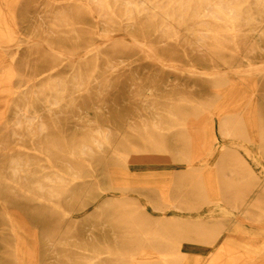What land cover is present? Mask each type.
Instances as JSON below:
<instances>
[{
    "label": "rangeland",
    "instance_id": "374dc122",
    "mask_svg": "<svg viewBox=\"0 0 264 264\" xmlns=\"http://www.w3.org/2000/svg\"><path fill=\"white\" fill-rule=\"evenodd\" d=\"M0 39V264H264V0H0Z\"/></svg>",
    "mask_w": 264,
    "mask_h": 264
},
{
    "label": "bare ground",
    "instance_id": "6f19581e",
    "mask_svg": "<svg viewBox=\"0 0 264 264\" xmlns=\"http://www.w3.org/2000/svg\"><path fill=\"white\" fill-rule=\"evenodd\" d=\"M73 0H71V2H72ZM70 2V1H69ZM58 3V2H57ZM88 6V5H87ZM89 7V6H88ZM90 9V8H89ZM92 10V9H91ZM207 10V9H206ZM102 39H103V37H101ZM119 37H117V39H118ZM122 39V38H121ZM112 40V39H111ZM132 40V39H131ZM114 41V40H113ZM106 43H108V42H106ZM106 43H104V44H106ZM101 45V44H100ZM99 45V46H100ZM16 46V44H14V43H6V42H4L2 39H0V49H13L14 47ZM99 46H96L95 48H93V49H91L90 51H88L89 53L90 52H92L93 53V51H94V49L96 50ZM102 47H103V45H101ZM101 48V47H100ZM50 49V48H49ZM54 52V51H53ZM87 52V53H88ZM89 53L87 54V55H89ZM91 54V53H90ZM86 55V56H87ZM191 56H192V54H191ZM71 58V57H70ZM80 59V58H79ZM255 69L257 70L258 69V67L256 68L255 67ZM252 71V70H251ZM258 71V70H257ZM256 71V72H257ZM238 72H240V73H248V70H244V71H238ZM224 73V72H223ZM236 73V72H235ZM258 73H259V71H258ZM263 73V72H262ZM200 74V73H199ZM249 74H251L250 73V71H249ZM208 77V76H207ZM235 92V91H234ZM233 91L232 92H230L229 93V95L228 96H235L236 95V93H234ZM10 100V99H9ZM122 104V103H121ZM129 105V104H128ZM129 107V106H128ZM126 112V111H125ZM124 112V113H125ZM25 115V114H24ZM250 123H251V125H253V122L252 121H250ZM221 144V143H220ZM217 159V158H216ZM169 165V164H168ZM75 180V179H74ZM76 181V180H75ZM112 196V195H111ZM118 197H120V196H118ZM88 211V210H87ZM164 214V213H163ZM166 215V214H165ZM244 223V222H243ZM19 248V247H18ZM186 248V247H185Z\"/></svg>",
    "mask_w": 264,
    "mask_h": 264
}]
</instances>
